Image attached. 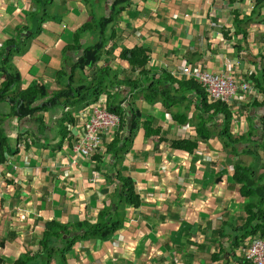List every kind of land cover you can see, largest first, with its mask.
I'll use <instances>...</instances> for the list:
<instances>
[{
  "label": "crops",
  "instance_id": "1",
  "mask_svg": "<svg viewBox=\"0 0 264 264\" xmlns=\"http://www.w3.org/2000/svg\"><path fill=\"white\" fill-rule=\"evenodd\" d=\"M125 1L0 0V62L8 58L5 70L16 80L0 96V264L36 252L47 222L94 224L103 210L112 217L122 188L118 172L132 181L140 206L127 207L117 230L104 239L75 243L67 264H248L243 250L254 239L239 243V231L227 225L235 227L243 203L233 166L251 165L253 158L243 154L249 150L258 153L257 171L264 166V4ZM113 8L118 15L104 28L109 39L99 62L76 72L71 86V66L84 48L99 42L89 25L110 19ZM134 48L148 56L146 76L132 72L122 58ZM100 67L119 80L140 82L120 88L140 120L132 133L128 115L126 127L104 136L101 152L90 159L72 148L91 107L103 105V98L92 106L47 105L26 117L9 101L30 88H43L49 99L77 91ZM183 68L225 73L251 87L226 104L238 155L223 146L220 109L208 100L203 105L205 92L187 86ZM3 81L0 72V88ZM207 125L213 130L205 139ZM150 128L158 133L147 137ZM124 135L133 136L130 143L123 139L126 148L116 165L107 148ZM183 140L196 144L192 152L170 148Z\"/></svg>",
  "mask_w": 264,
  "mask_h": 264
},
{
  "label": "trees",
  "instance_id": "2",
  "mask_svg": "<svg viewBox=\"0 0 264 264\" xmlns=\"http://www.w3.org/2000/svg\"><path fill=\"white\" fill-rule=\"evenodd\" d=\"M124 1L125 0H118V2H116V6L120 5ZM256 3L255 7L259 8L261 4H264V0H256ZM263 6L264 5L261 7ZM118 10L119 9L113 8V16L110 17V19L102 18L96 23V25H89V30L97 32L99 42L95 45L84 48L76 63L71 66L69 76V84L71 86L74 84V75L76 72L83 74L85 69H93L96 67L99 62L101 52L109 39V37H106L104 28L108 24L110 26L116 20ZM86 27L87 26H84L80 32H76L75 38H78L81 33L85 31ZM0 57H2L1 54ZM122 58L128 62L132 72L138 71V74L142 77L148 74L149 71L146 69L149 60L144 50L134 48L132 50L125 51ZM7 61L8 58L3 59V61L0 62V72L4 73V81L2 87L0 88V96L7 95L11 91L12 87L15 86V77L5 70V65L8 63ZM96 69L97 70L94 73V76L89 79V84H86V81L84 80L86 77H84L77 91L73 89L68 92L61 91L49 99L46 97V92L43 88L36 92H34L35 88H30L18 97H11L9 101L16 104L17 115L26 117L33 116L35 112L40 110V108H44L47 105H63V107L76 108L85 104L90 105V103H97L100 98H103L102 109L119 116L121 120L119 131H122L126 127L128 115L132 116L131 132L133 133L138 127L140 117L128 102L129 100L127 96L121 94L120 88L123 85L128 84L140 86V82H129V79L119 80L112 71L104 67ZM188 81L187 86H194L195 88L202 90V88L195 81L190 79ZM202 94L205 99V101H203V105L206 104L208 106L206 94ZM45 100L47 101L44 102ZM63 101L65 103H63ZM213 104L215 107L220 109V113L224 119L222 135L226 136V139H224L223 146L225 148L231 147V152L238 155V151L233 147L236 141L230 134H228L229 123L232 120L228 107L225 103L221 102ZM125 105H127V107H125ZM208 128L210 127L207 125L204 129V132H206L204 135L205 139L210 137V132L213 130V126H211V130ZM156 133H158V131L150 128L147 130V137L154 136ZM132 136L133 135L126 137L124 135L117 137L115 141L108 146L107 153L114 158L116 165L118 163L117 160L120 159V153H122L126 148L124 141L126 140L130 143ZM123 139L125 140L123 141ZM120 144H122L121 149L119 147ZM193 147L195 148L196 144L193 145L192 142L183 140L174 142L170 148L173 150L192 152ZM259 148V150L264 151V145ZM243 154L250 155L254 161L251 165L237 163L233 166L234 173L232 181L236 185L240 186L239 194L241 199H243V203H241L238 207L240 217L236 219L238 221L235 227L230 224L227 225L229 229L239 231L238 236L241 237V241L239 243H243L249 238L251 240L255 238L264 239V172L259 174V172L264 169V166L261 163L259 171H257V167L259 166L257 152L251 153L249 150L243 152ZM116 180L119 185H122V188L118 189V192H116V200L113 203L115 210L112 212V217H110L107 210H103L100 214L99 220H97L94 224L89 222H73L67 224H61L56 221L47 222L38 241V250L34 253L30 251L26 252L24 255H21L18 259H16L13 264H50L52 261L56 264H67V255L73 251L75 243L90 239L101 240L114 233L124 219L123 215L126 208H137L140 206L139 197L135 194L132 181L129 178L122 176L120 172L117 173ZM223 230H225V228H223Z\"/></svg>",
  "mask_w": 264,
  "mask_h": 264
},
{
  "label": "built area",
  "instance_id": "3",
  "mask_svg": "<svg viewBox=\"0 0 264 264\" xmlns=\"http://www.w3.org/2000/svg\"><path fill=\"white\" fill-rule=\"evenodd\" d=\"M181 71L204 90L210 102L228 104L237 97L239 91L245 93L251 91L248 83H237L225 73L212 74L189 68H183ZM120 125L119 116L105 111L101 104L92 106L83 134L72 148L73 153L85 159L92 158L101 152L102 138L115 134ZM243 260L248 264H264V239L257 238L249 243L243 250Z\"/></svg>",
  "mask_w": 264,
  "mask_h": 264
},
{
  "label": "rangeland",
  "instance_id": "4",
  "mask_svg": "<svg viewBox=\"0 0 264 264\" xmlns=\"http://www.w3.org/2000/svg\"><path fill=\"white\" fill-rule=\"evenodd\" d=\"M90 106H92V104L90 103ZM262 153H264V152H262ZM243 160H244V158H243ZM263 160V159H262ZM240 162H242V161H240ZM263 162H264V160H263ZM244 163V162H243ZM245 164H247V163H245Z\"/></svg>",
  "mask_w": 264,
  "mask_h": 264
},
{
  "label": "clouds",
  "instance_id": "5",
  "mask_svg": "<svg viewBox=\"0 0 264 264\" xmlns=\"http://www.w3.org/2000/svg\"><path fill=\"white\" fill-rule=\"evenodd\" d=\"M204 91V90H203ZM206 94V93H205ZM206 97H207V95H206ZM208 99V98H207ZM209 101V100H208ZM210 102V101H209ZM211 103H216V102H211Z\"/></svg>",
  "mask_w": 264,
  "mask_h": 264
},
{
  "label": "water",
  "instance_id": "6",
  "mask_svg": "<svg viewBox=\"0 0 264 264\" xmlns=\"http://www.w3.org/2000/svg\"><path fill=\"white\" fill-rule=\"evenodd\" d=\"M128 123L130 124V123H131V121H128Z\"/></svg>",
  "mask_w": 264,
  "mask_h": 264
}]
</instances>
